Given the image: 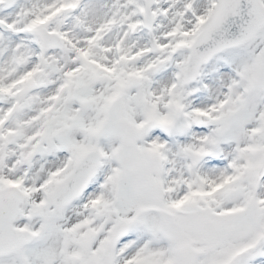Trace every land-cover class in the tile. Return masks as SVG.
<instances>
[{"label": "snow or ice", "instance_id": "6c2138e0", "mask_svg": "<svg viewBox=\"0 0 264 264\" xmlns=\"http://www.w3.org/2000/svg\"><path fill=\"white\" fill-rule=\"evenodd\" d=\"M0 264H264V0H0Z\"/></svg>", "mask_w": 264, "mask_h": 264}]
</instances>
